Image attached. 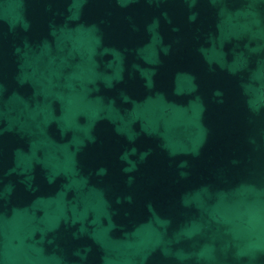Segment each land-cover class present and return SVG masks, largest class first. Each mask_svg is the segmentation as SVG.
<instances>
[{
	"label": "water",
	"instance_id": "obj_1",
	"mask_svg": "<svg viewBox=\"0 0 264 264\" xmlns=\"http://www.w3.org/2000/svg\"><path fill=\"white\" fill-rule=\"evenodd\" d=\"M0 264H264V0H0Z\"/></svg>",
	"mask_w": 264,
	"mask_h": 264
}]
</instances>
